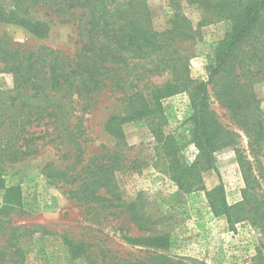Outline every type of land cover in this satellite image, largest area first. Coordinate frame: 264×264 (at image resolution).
I'll return each instance as SVG.
<instances>
[{
	"label": "trees",
	"instance_id": "16d2710c",
	"mask_svg": "<svg viewBox=\"0 0 264 264\" xmlns=\"http://www.w3.org/2000/svg\"><path fill=\"white\" fill-rule=\"evenodd\" d=\"M183 1L207 11L214 19L230 22L206 82L185 75L187 63L181 48L193 38L195 29L180 11ZM165 2L172 15L162 29L154 27L147 0H9L7 5L12 10L0 4V23L16 22L33 34H42L44 23H30L15 12L43 8L44 14L71 23L78 35L77 48L70 51L45 45L28 47L0 32V64L13 81L10 88H0V170L5 164L20 162L49 145L54 157L44 166L46 176L68 185L70 198L84 205L87 213L126 220L137 230H152L151 224L163 219L159 212L150 213L139 201L122 197L116 172L125 163L120 158L106 159L105 154L86 157L82 148L80 117L76 113L85 111L96 94L103 90L120 93L119 99L126 102V119L134 121L160 119L162 99L186 91L192 107L193 137L207 165L212 162L213 143L218 141L221 147L231 139L209 108L207 83L216 84L219 101L245 131L261 133L262 126L250 108L256 99L254 83L264 80V47L259 49L257 45L264 33V0ZM163 73H170L172 78L161 85L150 81L152 75ZM149 128L165 171L178 188L187 191L198 186L193 179L200 172L197 162L188 165L184 161L181 145L172 134L165 133L160 126ZM260 135L252 138L248 134L251 152H254L252 141L257 142ZM244 178V202L240 204L250 205L253 184L245 171ZM0 190L5 205H18L17 185L8 186L0 176ZM222 201L224 213L229 217V206ZM253 211L252 219L264 226V201L253 203ZM121 222L113 227L121 229L124 227ZM5 229H11L5 242L13 259L23 253L20 233L16 234L18 226L4 225L0 220V237ZM127 240L132 245L152 248L143 255L133 252L117 255L111 248L63 236L66 256L80 257L85 264H185L182 258L159 252L168 245L167 234L140 235ZM258 261L264 264L262 254Z\"/></svg>",
	"mask_w": 264,
	"mask_h": 264
},
{
	"label": "rangeland",
	"instance_id": "374dc122",
	"mask_svg": "<svg viewBox=\"0 0 264 264\" xmlns=\"http://www.w3.org/2000/svg\"><path fill=\"white\" fill-rule=\"evenodd\" d=\"M147 3L154 27L164 28L172 15L168 3L165 0H147ZM180 3V11L195 29L193 38L185 41L181 48L187 63L185 75L206 82L209 67L215 61L230 22L214 19L194 4ZM0 4L12 10L7 5L9 0H0ZM44 10L32 8L27 12H15L30 23H44L42 34H33L16 22L0 23V32L28 47L45 45L75 50L78 45L76 28L71 23L59 22L54 15L44 14ZM257 45L259 49L264 47V33ZM170 78V73H163L152 75L150 81L161 85ZM12 84L11 74L0 64V88H10ZM215 87L216 84H206L209 108L231 139L221 147L218 141L213 143L212 162L208 165L193 137L192 107L186 91L162 99L160 119L127 120L126 102L119 99L120 93L108 90L96 94L85 111L76 113L80 117L79 138L86 157L105 154L106 159L120 158L125 165L116 172V178L122 197L139 201L150 213L157 211L163 217L151 224L152 230H137L126 220L87 213L84 205L70 198L68 185L46 176L44 166L54 157L49 145L20 162L5 164L0 176L8 186L19 187L20 201L18 205H5L0 190V220L4 225L18 226L16 234L20 233L18 238L23 253L14 257L15 262L10 257L11 248L5 240L11 229H5L4 236L0 237V264H83L80 257L66 256L63 236L111 248L117 255L125 252L143 255L152 247L132 245L127 237L155 233L168 235L167 247L159 252L182 258L185 264H260L258 256H264V226L257 225L252 218L255 216L253 203L264 201V80L254 83L256 99L250 108L262 126L261 133L257 134L245 131L238 124L219 101ZM149 125L160 126L165 133L173 135L188 165L197 162L200 172L193 179L198 186L187 191L178 188L154 148L156 142ZM248 134L251 137L261 134L257 142L252 141L254 152L250 151ZM244 171L254 189L250 205L240 204L244 202ZM139 192L144 194L138 195ZM222 199L229 206V217L224 213ZM118 221L124 226L121 229L113 227Z\"/></svg>",
	"mask_w": 264,
	"mask_h": 264
}]
</instances>
